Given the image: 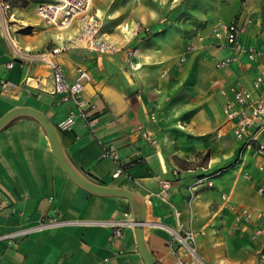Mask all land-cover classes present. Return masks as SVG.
Instances as JSON below:
<instances>
[{
  "label": "crops",
  "instance_id": "crops-1",
  "mask_svg": "<svg viewBox=\"0 0 264 264\" xmlns=\"http://www.w3.org/2000/svg\"><path fill=\"white\" fill-rule=\"evenodd\" d=\"M99 10L104 6H98L97 15ZM34 13L38 18L21 8L13 17L9 36L22 48L44 51L76 31L45 23L36 8ZM187 14L206 31L217 20L237 18L244 23L239 41L257 53L217 67L216 59L237 53L222 42H200L185 20H178L184 24L179 31L171 29L174 25L163 31L155 22L112 53L75 44L53 60L69 81L77 67L88 71L83 95L93 103L96 119L87 124L78 117L63 128L59 123L68 105L50 92L51 69L38 59H16L8 67L12 45L0 31V116L23 105L43 111L75 166L97 182L138 192L145 202L144 238L163 264H260L264 219L255 212L264 211V196L256 190L264 185L259 169L264 157L258 150L264 129L245 146L236 167L214 170L231 163L243 145L223 109L226 100L233 101L231 86L245 88L252 98L264 97V90L253 86L255 76L264 75V0H193ZM26 77L38 86H28ZM201 151L210 153L204 162L197 156ZM117 167L122 170L113 176ZM209 174L211 186L196 182ZM164 181L169 183L166 200L160 193ZM231 204L247 206L252 217L236 221ZM45 217L63 222L42 224ZM115 220L122 222L118 237L110 224ZM24 227H30L24 236L0 239V264H146L127 199L93 194L74 182L43 127L30 116L0 130V234ZM189 228L195 232V253L176 235ZM256 229L262 230L257 237Z\"/></svg>",
  "mask_w": 264,
  "mask_h": 264
},
{
  "label": "built area",
  "instance_id": "built-area-1",
  "mask_svg": "<svg viewBox=\"0 0 264 264\" xmlns=\"http://www.w3.org/2000/svg\"><path fill=\"white\" fill-rule=\"evenodd\" d=\"M93 0H45L39 2L36 6V13L47 24H51L60 30L68 29L75 26V33L63 38L59 44L44 51H31L17 45L10 38L12 45L13 58L8 62L7 66L11 67L16 59H38L46 62L51 69L52 84L50 92L55 94L59 103L68 105L66 117L59 123L60 127H69L76 118L80 117L87 124L96 119L95 113H91L94 105L83 95V87L90 75L87 70L82 67H77L76 75L73 80L69 81L65 78L62 67L53 60V57L58 53L69 50L73 45L80 46L97 51L99 53H112L119 49L116 42L111 40L106 31L103 30V23L99 15L91 11ZM8 7L6 3H0V8ZM2 16L5 18V12L2 9ZM12 13L10 14V17ZM244 28V23H240L237 18L229 22L217 20L206 31L201 26H196L193 29V34L203 43H224L230 46L237 54L228 55L216 59L217 67H229L233 61H236L238 55L247 54L249 58H253L257 53L254 47L245 48L239 41V34ZM136 33V32H135ZM135 50L129 51V55H134ZM24 82L29 83L28 86L36 88L38 85H33L29 78L26 77ZM253 86L257 90H264V75L257 74L253 80ZM44 90L43 87H40ZM233 101L226 100L223 103V109L231 121H233V132L235 136L243 140V145H249L256 139L258 131L264 129V97L252 98L250 92L245 88L233 85L230 88ZM223 94V90H221ZM144 136L150 138L147 133L143 132ZM258 150L264 157V143H258ZM140 160V158H139ZM259 169L264 172V162L259 164ZM121 168L117 167L112 172L115 176L121 172ZM212 174L206 177L197 178L196 182L204 183L207 186L212 185ZM252 187L255 185L252 184ZM257 192L264 196V185L256 188ZM161 197L166 200L169 195V183H162ZM224 198V197H223ZM230 208L234 211L236 221L241 219H250L252 210L244 205L231 204ZM178 214V212H176ZM254 214V213H253ZM255 217L264 219V211L255 212ZM63 222V219L57 217H45L42 224H55ZM113 229V237L121 236L122 222L111 221ZM30 227H24L16 231H10L0 234V239H7L12 242L14 239L24 236L28 233ZM262 232L261 229H256L255 237ZM177 238L183 242L192 253H195V232L192 228L185 230L183 234H176ZM260 264H264V238L261 240L259 250Z\"/></svg>",
  "mask_w": 264,
  "mask_h": 264
},
{
  "label": "rangeland",
  "instance_id": "rangeland-1",
  "mask_svg": "<svg viewBox=\"0 0 264 264\" xmlns=\"http://www.w3.org/2000/svg\"><path fill=\"white\" fill-rule=\"evenodd\" d=\"M45 0H27L26 6H21L22 0H0V3L8 4V7L3 6L5 18L2 16V9L0 8V31L8 41V35L12 36V24L16 23L13 17H18L19 9L26 8L31 14L39 2ZM193 0H93L91 4V11L95 13L98 6H104V10H99L98 14L103 22V27L106 32L116 41L117 45H124L127 43L129 36L135 35V32L142 31L144 34L149 32L155 22H159L160 29L168 31L171 28L175 31L182 28V23L178 20L191 21V32L197 23L193 19H189L187 14L188 6ZM101 2V3H100ZM15 3V4H14ZM14 4V5H13ZM101 4V5H99ZM14 12V16L10 14ZM177 14L178 19L172 20V15ZM38 18V17H37ZM156 26V25H155ZM207 152V151H206ZM203 151L198 152L197 156L200 161L204 162L209 157ZM221 168V167H219ZM217 168V169H219ZM215 169V170H217ZM214 170V171H215ZM189 251L190 249L181 242Z\"/></svg>",
  "mask_w": 264,
  "mask_h": 264
},
{
  "label": "water",
  "instance_id": "water-1",
  "mask_svg": "<svg viewBox=\"0 0 264 264\" xmlns=\"http://www.w3.org/2000/svg\"><path fill=\"white\" fill-rule=\"evenodd\" d=\"M19 116H30L37 120L43 127L51 145L52 151L66 174L86 191L103 196H119L127 199L132 215V225L137 242V249L146 264H163L150 250L144 235L143 224L145 221V202L142 196L129 188L108 185L97 182L88 177L72 162L61 144L59 132L51 119L41 110L28 106H15L0 116V130L13 119Z\"/></svg>",
  "mask_w": 264,
  "mask_h": 264
},
{
  "label": "trees",
  "instance_id": "trees-1",
  "mask_svg": "<svg viewBox=\"0 0 264 264\" xmlns=\"http://www.w3.org/2000/svg\"><path fill=\"white\" fill-rule=\"evenodd\" d=\"M27 4H28L27 0H22L21 6H26ZM244 150H245V146L244 145L240 146L235 157L233 158L232 162L221 167V168H219V169H217V170H215V171L218 172V171H222L223 169L236 167L238 165V163L241 161V155L244 152ZM205 155L208 156V151L205 153Z\"/></svg>",
  "mask_w": 264,
  "mask_h": 264
}]
</instances>
